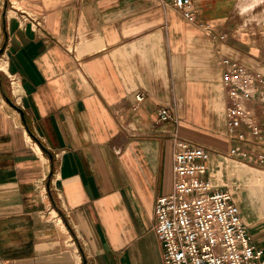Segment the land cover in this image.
I'll use <instances>...</instances> for the list:
<instances>
[{
	"label": "crops",
	"instance_id": "1",
	"mask_svg": "<svg viewBox=\"0 0 264 264\" xmlns=\"http://www.w3.org/2000/svg\"><path fill=\"white\" fill-rule=\"evenodd\" d=\"M194 10L189 21L153 0H0V69L16 78L14 99L0 75V264H162L152 225L172 190L175 130L207 147L264 248L262 179L250 176L255 205L238 190L245 166L264 164L220 156L235 143L222 60L264 74V0ZM242 102L262 115L264 93ZM160 105L178 124L158 122Z\"/></svg>",
	"mask_w": 264,
	"mask_h": 264
},
{
	"label": "built area",
	"instance_id": "2",
	"mask_svg": "<svg viewBox=\"0 0 264 264\" xmlns=\"http://www.w3.org/2000/svg\"><path fill=\"white\" fill-rule=\"evenodd\" d=\"M162 6L172 4L185 18L195 21L194 0H153ZM199 25L215 41L225 42L227 33L207 22ZM36 26L41 28V22ZM224 84L228 88L226 126L235 143L220 152L224 158L255 160L264 164V152L257 146L264 138V103L262 115L247 108L242 100L264 93V74L249 70L240 62L224 57ZM16 78L10 76L13 86ZM146 94L138 92V103ZM158 122L178 124L175 108L160 105ZM124 127V126H123ZM173 141V185L168 194L156 198L155 222L152 225L161 238L162 264H264V248L251 242L240 208L228 189L220 188L211 177L207 147L171 132ZM253 139V140H252ZM252 146H246L247 143ZM254 153V154H252Z\"/></svg>",
	"mask_w": 264,
	"mask_h": 264
},
{
	"label": "rangeland",
	"instance_id": "3",
	"mask_svg": "<svg viewBox=\"0 0 264 264\" xmlns=\"http://www.w3.org/2000/svg\"><path fill=\"white\" fill-rule=\"evenodd\" d=\"M0 58H1V55H0ZM0 70H1V69H0ZM0 75L3 76V77H5V81H6L7 85L10 86V87L8 88V93L14 98V96L12 95V85H11V83H10V79H9L8 76L4 73L3 70L0 71ZM6 78H7V79H6ZM15 92H16V91H15ZM14 99H15V98H14ZM220 156H221V155H220ZM221 158H222V160H227L228 162H232V161L234 160V159H232V158H224L223 156H221ZM226 164H227V163H226ZM226 164H224V165H225V168H226V166H227V168H228V164H227V165H226ZM245 168L248 169V183H247V182H242V183H240L241 187H240L238 190L241 191V188H243V194H244V195H245V194L247 195V192L249 191V192H250V198H249V199L251 200L252 204L255 205L254 196H253V194H254V190H255V189H254L255 186L251 183L250 176H251L252 172L255 173L257 176H259V179H260V178L262 179L261 182L264 184V171H262V170H260V169H258V168L251 167V166H245ZM222 173H223L222 171H220V172L218 173L216 169H215V170H212V172H211V177H212L213 181H214L215 183H217L219 186H220V185H224V186H229V187H231V185H228V184H227V182H226V180L224 179ZM239 195H241V194L239 193Z\"/></svg>",
	"mask_w": 264,
	"mask_h": 264
}]
</instances>
